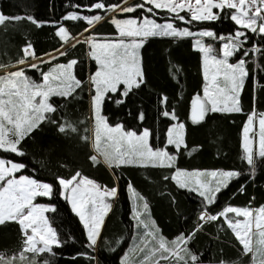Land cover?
I'll use <instances>...</instances> for the list:
<instances>
[{
	"label": "trees",
	"instance_id": "16d2710c",
	"mask_svg": "<svg viewBox=\"0 0 264 264\" xmlns=\"http://www.w3.org/2000/svg\"><path fill=\"white\" fill-rule=\"evenodd\" d=\"M97 2H103L105 8L92 7ZM141 4L143 8L136 7ZM110 5H117L118 9L108 11ZM124 7H136V11L119 10ZM149 7L153 12L147 11ZM233 12L227 8L216 10L220 16L218 20L189 24L186 21L190 17L186 12L180 13L185 16V21L173 19L167 10L155 9L147 0H0V13L10 18L31 16L41 25L38 27L27 19H12L0 25V65L5 66L0 68V74L23 68L33 73L32 80L40 82L42 73L45 74L53 65L75 60V77L81 82V87L76 88L72 96L51 97L50 103L57 111L49 114L50 119L42 122L21 142L19 147L25 155L0 150V158L25 165L17 175L44 181L54 187L51 197H39L38 200L54 206L55 211H51L49 217L61 244L53 245L51 253L40 254L38 264H124L122 257L127 250H132L133 244L139 251L144 238L137 233L140 228L132 218L129 185L147 201L148 222L154 221L165 240L171 241L181 235L187 237L195 232L187 248L198 255V264H221L222 261L224 264H253V256L243 254L242 245L223 217L207 222L200 220V216L202 212L218 215L229 206L264 207V160L255 156L257 162L255 171H252L251 166L241 159L244 155L242 132L248 117L254 111L264 112V37L261 35L248 32L244 44V50L255 46L261 52H249L246 57L243 51L237 53L245 59L249 73L239 97L241 112L208 113L200 123L191 119V102L197 94L203 93L206 83L202 53L194 46L196 36L148 38L141 48L144 84L123 98L122 104L116 103L122 99L119 92L109 93L102 104V114L110 125L121 124L127 131L140 133L148 129L152 134L149 143L153 149L166 148L170 154L176 155L174 166L122 165L115 168L89 159L94 155L90 128L93 90L90 89L89 78L96 71L97 63L89 55L87 38L116 36L115 17H148L159 23L173 22L180 29L188 28L192 32L212 30L216 37H227L237 30L246 31L231 20ZM71 13L83 17L98 15L102 19L94 24L87 20H66L65 17ZM60 26L66 27L69 33L66 43L56 35ZM80 36L83 38H78ZM29 43L35 55L29 57L25 64L17 65V61L24 57L22 49ZM60 52L65 55H60ZM32 64L37 67L31 68ZM165 96L167 102L161 104V97ZM164 111L174 113L184 124L186 146L179 150L166 144V134L174 120L170 115L163 116ZM141 112L143 120L139 119ZM65 122L71 123L77 131L59 132L58 124ZM82 137L89 139L85 141ZM178 168L232 170L239 172L240 176L217 193L215 203L207 205L197 192L181 188L171 179ZM77 172L107 187L118 188L95 248L87 247V230L72 210L70 201L64 199L57 180V177L69 179ZM165 176L169 179H164ZM228 215L230 218L233 216L232 213ZM24 240L18 222L6 221L0 225V256L6 257L4 264L14 257L17 258L11 264L37 263L18 258L21 252L25 254ZM160 263L176 264V261L160 260Z\"/></svg>",
	"mask_w": 264,
	"mask_h": 264
},
{
	"label": "snow or ice",
	"instance_id": "6c2138e0",
	"mask_svg": "<svg viewBox=\"0 0 264 264\" xmlns=\"http://www.w3.org/2000/svg\"><path fill=\"white\" fill-rule=\"evenodd\" d=\"M147 3L154 5L155 9L167 10L173 15V19L185 21V16L180 15L182 11L189 15L186 21L191 24L196 21L218 20L220 16L213 12V9L234 10L230 18L237 25L246 31L237 30L233 35L227 37H216L211 30H203L198 33L188 28H177L173 22L158 23L155 19L144 17L142 20L135 18L125 20H114L113 23L119 32L120 39L115 42L91 44V57L98 64V70L90 77V89L94 91L92 97V112L94 119V140L92 147L102 157L92 155L89 159L94 163L103 162L109 167L119 168L122 165H138L152 167L174 166L176 155H170L165 149H153L149 143L152 135L148 129L141 134L134 131H125L123 126L117 124L110 126L107 118L102 115V104L109 93L119 92L122 99L116 103H124L134 90L144 84L143 71L139 49L145 41L151 37H173L185 38L192 36L213 37L221 41L219 54L211 45H205L201 39L195 44L197 49L203 53V75L205 85L203 96L197 94L191 102V119L194 123H200L208 113H238L240 108V93L244 87L245 79L249 75L246 68V61L241 58L236 63H230L229 59L238 52L248 56L249 52H261L259 47H252L244 50L247 42V33H255L264 37V0H147ZM92 7L104 9L103 2H97ZM136 7L143 8V4ZM136 7H124L119 9L123 12L132 13ZM117 5L108 6V11H115ZM149 13L153 8L147 9ZM27 19L29 22L38 24L33 17L16 16L10 18L0 13V25L10 20ZM68 21L87 20L89 24L99 22L101 16L83 17L75 13L65 17ZM56 35L65 43L69 40V33L63 26L58 28ZM243 38V39H241ZM88 42V41H85ZM74 46V45H72ZM24 57L17 61V65H23L29 57L35 55L29 43L22 49ZM60 55H65L60 52ZM55 57H53L54 59ZM77 61L72 60L67 65H58L47 74L42 73V82L37 83L25 75V70L18 71L0 77V150L10 152L19 156L25 155L20 149L21 142L28 137L42 122L50 119L51 113L57 109L50 103L53 96L68 98L72 96L76 88L81 87V82L76 80L72 74V68ZM5 67L0 65V68ZM36 68V64L30 65ZM167 102V97H161V104ZM163 116L171 115L173 120L177 117L174 113L164 111ZM255 113L248 117L243 128V149L242 160L251 166L255 171L256 160H264V114L259 119L258 148L254 152L255 136L253 132V120ZM139 119L143 120L141 112ZM57 123L56 121H50ZM58 131L67 133L76 132L77 129L68 122L58 124ZM166 144L174 146L179 150L185 145L184 124L177 123L167 131ZM87 141L89 137H82ZM103 141V147H102ZM25 167L24 164L12 162L0 158V225L6 221H15L21 226L22 234L25 237L24 251L33 253L52 252V245L60 246L61 241L56 230L50 225L45 213L55 211V208L34 203L37 197H51L54 194V187L50 183L39 182L36 179L25 175L18 178L16 173ZM240 176L237 171H212L188 172L179 169L175 170L171 179L175 180L181 188H190L198 193L207 205L215 203L217 193L228 187L229 183ZM210 177L211 179H202ZM164 179H169L165 176ZM61 186L64 199L69 200L72 210L79 216L87 230L88 248H95L101 235V228L104 217L110 211L112 205L105 201L106 197H116L118 188L112 187L101 189V185L95 181L82 177L77 172L69 179L57 177ZM129 188L133 199V220L137 222L138 228L147 230L151 224L148 222V203L139 196L134 189ZM229 213L235 217H229ZM223 217L235 238L242 245L243 254H253V264H264V207L255 213L248 208L226 207L218 215L202 213L200 220L216 221ZM202 227V225H201ZM30 230V234H29ZM195 232L187 237L181 235L171 242L166 241L162 236H157L155 231H146L144 239L141 240L139 251L145 253L139 264H160V260L174 259L176 264H198L199 257L187 248V244L194 238ZM147 237H151L148 240ZM154 242V246L153 245ZM37 245H42L37 247ZM24 252L20 253L23 260ZM2 259V257H0ZM91 259V257H90ZM11 264V261L6 262ZM124 264H130L129 257H125ZM136 264V262H131ZM221 264H224L222 261Z\"/></svg>",
	"mask_w": 264,
	"mask_h": 264
},
{
	"label": "rangeland",
	"instance_id": "374dc122",
	"mask_svg": "<svg viewBox=\"0 0 264 264\" xmlns=\"http://www.w3.org/2000/svg\"><path fill=\"white\" fill-rule=\"evenodd\" d=\"M193 2H194V0H193ZM216 10H219V9H213V12L214 13H216ZM71 14H73V13H71ZM75 14H77V15H79V16H81V14H78V13H75ZM95 16H97V15H95ZM89 18H91V17H93V16H88ZM125 19H130V18H118V17H115V18H113V21L114 20H125ZM135 19H137V18H135ZM138 20H142V19H138ZM159 23V22H158ZM164 23H166V22H164ZM64 27V26H63ZM66 28V27H65ZM200 31H203V30H199V31H194V33H198V32H200ZM212 31V30H211ZM78 38H83V36H80V37H78ZM120 39V36H119V32L117 33V35L116 36H114V37H111V36H102V37H100V36H93L92 38H87V41H88V45H89V51H90V57H91V51H92V48H91V44L93 43V42H95V43H107V42H115V41H118ZM197 39H201L202 40V42L205 44V45H211L212 47H213V49L214 50H216V53L217 54H219V50L221 49V47H222V44L224 43V42H226V41H221L220 43H217L216 42V40H217V38H213V37H199V36H196V38H195V41L197 40ZM208 39H210V40H208ZM195 41H194V46H195V48H197V46H196V44H195ZM202 53V52H201ZM139 56H140V58H141V49H139ZM202 57H203V53H202ZM242 57H240V56H238L237 54H235L233 57H231L230 59H229V62L230 63H236V62H238L240 59H241ZM67 65V64H66ZM98 70V64H97V69H96V71ZM18 71V70H17ZM95 71V72H96ZM15 72V71H14ZM10 73H12V72H10ZM9 74V73H8ZM72 74L74 75L75 73H74V66H73V68H72ZM93 74V73H92ZM92 74H91V76H92ZM5 75H7V74H4V75H2V76H5ZM25 75L26 76H28L29 78H31V77H33V73L31 72V71H29V70H25ZM2 76H0V77H2ZM103 115V114H102ZM104 116V115H103ZM121 125V124H120ZM111 126V125H110ZM125 130V129H124ZM125 131H127V130H125ZM137 133V132H136ZM137 134H141V133H137ZM102 147H103V141H102ZM165 149V148H164ZM167 150V149H166ZM169 153V152H168ZM170 154V153H169ZM170 155H172V154H170ZM179 170H182V171H188V172H194V171H199V172H205V173H210V172H212V171H229V170H224V169H180V168H178ZM16 176H17V178L20 176V175H17V173H16ZM82 177H87V176H85V175H81V178ZM31 178V177H30ZM87 178H89V179H91V180H93V181H95L96 183H98L99 185H101V189L103 190L104 189V187H107V186H105V185H102L99 181H97V180H95V179H93V178H90V177H87ZM34 179V178H33ZM202 179H211L210 177H205V178H202ZM37 181H39V180H37ZM39 182H44V181H39ZM45 183H47V182H45ZM107 188H109L110 189V187H107ZM190 188H191V186H190ZM131 189H134L135 191H136V193H138L139 194V192L135 189V187H133L132 185H131ZM63 194V193H62ZM130 195H131V199H132V193H131V190H130ZM63 196H64V194H63ZM139 196H141V197H143L141 194H139ZM38 198L39 197H37L36 199H35V201H34V203L35 204H37V205H45V206H48V207H50V208H52V207H54L52 204H50V203H47V202H44V201H40V200H38ZM112 198L113 197H106L105 198V201L107 202V203H111V200H112ZM132 202H133V199H132ZM111 205H112V203H111ZM112 208V207H111ZM260 209V208H259ZM250 210H252L254 213L258 210V209H250ZM51 211H48V212H46L45 213V216L47 217V219H48V221H49V223H50V225L56 230V228H55V226L53 225V223L51 222V220H50V217H49V213H50ZM148 212H149V209H148ZM109 213V212H108ZM108 213H107V215H108ZM148 214V213H147ZM146 214V215H147ZM106 215V216H107ZM106 216L104 217V221H105V218H106ZM104 221H103V224H104ZM136 224H137V222H136ZM137 227V226H136ZM102 229H103V225H102V228H101V231H102ZM57 232V231H56ZM139 232V230L137 231V233ZM29 234H30V230H29ZM57 236H58V234H57ZM170 246H171V244H169ZM42 245H37V247H41ZM53 246V245H52ZM97 246V245H96ZM152 246H154V245H152ZM136 244H133V247H132V250H130V251H127L125 254H124V260H123V263H124V261H125V257L127 256V257H129V260H130V264H131V262H136V264H139V261L143 258V256H144V254L145 253H142V252H140V251H137L136 250ZM43 253V252H42ZM42 253H33V252H26L25 251V254H24V259L23 260H25V261H28V262H37L38 261V257H39V255L40 254H42ZM0 257H2V256H0ZM17 257H14L11 261H14L15 259H16ZM19 259H20V256L18 257ZM5 261H6V257H2V259H0V264H4L5 263ZM36 264H38V262L36 263ZM160 264H162V263H160Z\"/></svg>",
	"mask_w": 264,
	"mask_h": 264
},
{
	"label": "crops",
	"instance_id": "0c3cea01",
	"mask_svg": "<svg viewBox=\"0 0 264 264\" xmlns=\"http://www.w3.org/2000/svg\"><path fill=\"white\" fill-rule=\"evenodd\" d=\"M89 55H90V51H89ZM141 59V58H140ZM72 61V60H71ZM70 62V61H69ZM68 62V63H69ZM68 63H58V64H55V65H53L52 67H50V69L45 73V74H47V73H49L51 70H53L54 68H56V66H58V65H66V64H68ZM141 67H142V65H141ZM202 68H203V57H202ZM17 70H19V68H17V69H14V70H11V71H8V72H6V73H2V74H0V76H2V75H4V74H8V73H10V72H14V71H17ZM95 73V72H94ZM94 73L92 74V76L94 75ZM74 76H75V74H74ZM76 78V77H75ZM77 80V79H76ZM89 80H90V78H89ZM42 81H40V82H37V83H41ZM201 96H203V93L202 94H200ZM94 96V91H93V93H92V95H91V98H90V128H91V147H92V142H93V140H94V119H93V112H92V97ZM195 98V97H194ZM193 98V99H194ZM50 102V101H49ZM253 113H255V116H254V120H253V132L252 133H250V135H254L255 136V141H254V152L257 150V148H258V138H259V119L261 118V114H264V112H262V113H259V112H257V111H254ZM252 113V114H253ZM171 114V113H170ZM251 114V115H252ZM171 116V115H170ZM108 123V122H107ZM177 123H182V122H180V121H178L177 119L176 120H174V123L171 125V126H173V125H175V124H177ZM247 123V122H246ZM109 124V123H108ZM110 125V124H109ZM117 125V124H116ZM116 125H111V126H116ZM170 126V127H171ZM169 127V128H170ZM185 128V127H184ZM140 133H142V132H140ZM242 146H243V132H242ZM92 149H93V151H94V155H97L98 156V158L100 159V160H102V157H100L99 156V154L94 150V148L92 147ZM232 207H235V206H232ZM237 208H241V207H237ZM248 209H254V208H248ZM111 210V209H110ZM110 212V211H109ZM202 213H204V212H202ZM201 213V214H202ZM207 213V212H206ZM207 214H209V213H207ZM231 218H234V219H243V217H235V214H233V216L231 217ZM146 231H155L156 232V235L157 236H160V234H159V229H158V226L154 223V225H151L150 226V228L149 229H147V230H145V229H143L142 227H140V231H139V234L143 237V238H145L144 237V234H145V232ZM180 237V236H179ZM178 238V237H177ZM176 238V239H177ZM147 239L148 240H151V237H147ZM176 239H174V240H176ZM174 240H171V241H168L169 242V244H171V242L172 241H174ZM167 241V240H166ZM98 243V242H97ZM153 245H154V242H153ZM131 250V249H130ZM130 250H127V251H130ZM252 256H253V254L252 253H250ZM123 260H124V255H123V257H122V262H123Z\"/></svg>",
	"mask_w": 264,
	"mask_h": 264
}]
</instances>
